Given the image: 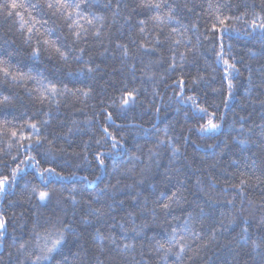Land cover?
<instances>
[{"label":"clouds","instance_id":"clouds-1","mask_svg":"<svg viewBox=\"0 0 264 264\" xmlns=\"http://www.w3.org/2000/svg\"><path fill=\"white\" fill-rule=\"evenodd\" d=\"M44 2L39 0L41 5ZM75 2L87 5L82 8L85 15L105 17L102 27L99 21L94 25L85 24L88 31L79 39L72 34L66 12L55 8H33L40 16L37 29L68 53L67 60L50 57L43 51V45L40 56L31 55L30 49L37 43L35 38L31 44L22 41L26 47L8 45L5 40L8 46L0 50V57L24 71L43 73L55 82L86 84V80L78 79L74 73L80 76L89 74L86 62L95 69L93 74L99 70L94 65V53L90 49L104 42L112 25L119 22L118 18L127 22L133 12L141 9L138 7L141 0H131L130 3H122V0ZM253 3L259 7V0H247L249 8ZM96 29L100 30L101 37L95 35ZM230 38L243 40L244 48L254 42V37L243 33ZM81 48L84 49L83 55L79 51ZM248 61L259 67H253ZM240 62L248 73L251 72L252 79L249 82L247 76L245 83L239 79L242 72L233 74L232 79L237 85L232 89L230 101L223 97L222 85L204 84L202 90L209 93V98L201 97L202 103L216 113L219 128L202 133L196 127L197 121L190 124L189 129H194V134L202 141L195 147V152L203 153L195 171L186 163L188 157L183 149L187 140L176 135L175 127L168 125V118H157L151 127L129 122L133 118L131 114L138 109L143 111L136 119L144 120L147 115L150 121L156 116L151 111L155 107L151 98L155 94L153 89L152 92L145 90L143 96L139 91L137 101L127 109L113 108L122 121L120 127L115 119V122L105 120L109 126H115L120 135V144L115 148L104 132L98 136L94 132L84 142L81 153L70 156L66 149L58 152L56 155L63 158L61 164L56 155L47 153L46 145L34 144L35 156L68 173L49 176V183L82 187L66 188L59 193L53 191L47 202L39 201L34 195L29 197L24 189L25 197L17 207L25 211L14 219L20 238L12 236L11 243L8 236L7 240L0 239V264H264V182L257 180V177L264 178V56L258 54L249 58L246 54V60L242 58ZM78 68L84 71L78 72ZM26 86L31 87L32 82L16 85L11 81H0V96L12 97L11 103L0 105L4 109L0 116H15L16 107L30 108L33 113L48 110L47 102L40 109L27 94ZM94 91L92 89L86 100L62 101L61 104L69 106L78 102L83 106L79 110L91 107L94 113L107 108L104 104L91 103L95 99ZM238 104L242 106L239 111H234ZM51 107L54 122L60 107L57 108L54 101ZM87 120L84 125L88 129H103L104 124L94 123L91 116ZM161 124L168 125L167 134ZM55 139L59 145L60 136ZM241 140H247V143H241ZM0 149L4 153L3 160L10 156L7 146H0ZM174 149L179 151L174 152ZM22 152L21 149L18 154ZM98 152L103 153L105 163L102 167L98 163V168L93 169L89 155L96 160ZM11 154H17L15 147ZM79 171L89 175L77 178ZM241 175L248 179L243 191L233 187L239 183ZM27 176L21 173V179L16 183L18 189ZM73 188L75 192L71 191ZM16 196L17 191L12 187L3 195L5 198ZM164 203H169L167 209L163 207ZM0 211L4 209L0 208ZM226 217H231L233 223H227ZM186 220L192 224L191 231L184 230ZM242 227L248 228L246 240L241 234ZM48 233L53 238L62 234L63 239L47 260H37L40 253L36 242L42 241ZM25 235L26 239L23 238ZM161 244L164 247H160ZM181 247L184 248L182 253ZM220 249L224 251L218 255Z\"/></svg>","mask_w":264,"mask_h":264},{"label":"snow or ice","instance_id":"snow-or-ice-1","mask_svg":"<svg viewBox=\"0 0 264 264\" xmlns=\"http://www.w3.org/2000/svg\"><path fill=\"white\" fill-rule=\"evenodd\" d=\"M32 8L37 7H46L48 9L55 8L57 11H63L67 13V18L70 20L69 27L72 29V34L79 39L82 33H86L88 29L85 27L87 25H94L96 21L101 22V27L103 26V21L105 17L103 15H96L92 18L90 15H85L82 11V8L87 7V5H81L80 3L72 0V3H69V0H45L44 4L41 5L39 0L36 3L30 5ZM128 7L127 4L124 5ZM24 7L23 4L17 3V0H7L6 3L0 4V8L7 10V17H12L15 14L17 17H20L21 22V35L23 37V43L31 44L32 40L35 38L37 43L35 46L31 47L30 52L34 57H38L42 54L41 45H43V51H46L48 55L58 56L61 60H67L68 53L62 50L58 45H56L52 40L48 39L45 34L39 32L35 25L39 22L35 17L29 15V20H31V24L25 29L23 27L24 24L28 23L25 21L24 17L21 15L17 9ZM117 9H119L120 5H116ZM141 9H155L157 10L156 14L153 16H149L148 19H141L138 21V32L140 34L145 33V25L150 21L158 24H165L167 22H174L179 25L180 20L177 18L178 8L172 7L168 5V11L162 13V9L165 7L164 0H141L138 5ZM188 11H192L187 4L184 5ZM208 10L211 11V15L213 18L212 24L208 29V32L213 35H207L206 33H201L200 35H204L206 40L212 41V47L216 49L215 58L217 64H222L224 66L223 71V79L227 81V96L228 99L231 98L232 89L234 87L232 76L233 74H240V68L236 66L233 62L235 60V56L231 55V49L233 47L232 44L228 45V49L225 50L224 47V39L225 34L230 36L234 33L236 36H239L243 33L245 36L254 37V42L250 46L246 47L245 53L249 58L256 57L258 54L264 56V0H259V7H257L256 3H253L252 7L249 8L247 4V0H208L207 4ZM233 9L239 10V14H233ZM115 13H113V17ZM6 17V18H7ZM84 23H81V21ZM47 21H45L46 23ZM192 27L195 28L196 24L193 23ZM179 29L172 28L171 33H177ZM26 33V34H25ZM95 35L97 37H101V32L99 29L95 30ZM184 39L187 40L189 44H192L191 37H188L186 33H182ZM142 41V38H141ZM171 41V43L180 45L181 40L176 39L171 34L166 35L161 39L160 34H157L155 37L154 43H151V46H146L144 42H137L136 39L131 40L132 44L137 45L136 49L133 50L129 47L128 44L123 42H116V49L120 50V55L124 58L135 59L137 55L143 57L147 55L149 57L148 62L144 64L143 68L139 69L141 72L148 74L151 70L153 64H161L165 61V57L163 56L162 49L158 46L164 45L166 42ZM199 41V35L197 36V42ZM218 42V47H217ZM15 43V41H12ZM197 47L196 44H192V50H195ZM140 49H144V52L141 53ZM81 55L84 54V49L80 50ZM107 51V49H105ZM170 52H175V49L169 47ZM160 53L158 58H153V54ZM100 55H104V53H100ZM230 57V58H227ZM91 60V57L89 58ZM167 68L165 71L175 70L177 68V56L175 54L168 56L167 58ZM121 63H124L122 60ZM190 63L188 60L187 53L179 54V67H184L185 64ZM86 69L89 74H93L95 69L86 62ZM132 69H136V65L134 63L129 65ZM69 67V72H71V67ZM100 65L97 64L96 68H99ZM78 72H83V68H78ZM215 71V69H213ZM154 72L151 73V76H155ZM215 79V77H213ZM252 74L248 73V80L251 82ZM0 81H4L5 83L11 81L13 84L20 85L26 81H31L32 86H26V92L29 96L32 97L34 101L40 106V109H43V106L47 102L49 105L47 111H40L39 113H33L31 117L23 119L20 122L19 127L16 126L15 121L19 118L13 116L12 120L4 118L0 120V143L5 144L9 149V155L12 161H17L18 153L22 149L24 152L23 158L19 159L18 163H16L15 167L10 168V175L7 172H0V196L6 194L11 187L12 184L18 183L21 179V173H25L29 175L30 173L26 172V169H32L39 175L41 180H44L45 177L49 176H60L61 173L56 170L55 167H45L44 162L37 158V156L33 155V145H46V151L50 155H56L58 152H63L65 150L63 144H57L55 137L64 136L66 139L69 135H71L74 129L79 130V125L81 123L86 124L88 120L84 121H71V127H68L66 132H51V138L49 136V129L52 125L53 119V111H52V103L55 102V106L57 108L60 107L62 101H78V100H86L91 94V87L85 85L83 87L73 85L69 87L67 84L55 82L52 79L46 77L43 73L33 74L31 71H24L17 66H14L10 60L0 57ZM178 88L177 91L179 93L178 99L182 103H191L194 109L190 112H185L186 121L187 119H191L193 121H205L204 123H199V128L202 133H208L209 131H215L219 128V124L216 122V113L210 112L207 107L201 106L197 103V98L195 95H186L185 92L187 89L191 88L193 91L196 90L197 87L202 84H207V80L203 74L199 71L196 72L195 76H192L190 79H185L182 74L176 81ZM155 94L156 90L153 88ZM213 91H219V89H213ZM138 88H133L129 90L127 88V84L125 83V88L120 91V95L118 97L112 98L109 101V105L107 108L102 109L101 111L104 113V120L114 121L115 113L109 111V108L120 107L121 109H127L131 107L138 99ZM228 99H225L226 101ZM12 97L10 95L0 96V105L11 103ZM104 101H101L103 104ZM70 106V105H69ZM179 111V109H178ZM160 109L156 108L154 111V115L159 116ZM63 123V122H61ZM120 127V125H117ZM191 125H189V128ZM30 130V131H28ZM103 132L107 135V137L111 140L112 146L115 148L120 144V140L117 136L109 131L108 126H103ZM163 132L167 134L168 128L165 127ZM187 140V137H184ZM99 143V141H97ZM241 143H247V140H241ZM86 146V145H85ZM15 147L17 150L16 155L11 154V149ZM179 151V149H174V152ZM78 154V153H76ZM4 153L2 149H0V164L8 165L5 160L2 159ZM103 153L96 154V160L99 165L104 166L105 161L102 159ZM21 165H24L21 168ZM9 166L5 167L6 169ZM258 181L264 182V178L257 177ZM49 183V181H48ZM248 184V179H246L243 175L239 178V183L234 184L233 187L239 191H243L244 187ZM25 191H27L29 197L35 196L41 202H47L51 199L54 190H48L46 187H41L39 185H32L29 187L25 184ZM25 191L20 193V198L23 200L25 197ZM71 191L75 192L76 189L73 188ZM74 202L75 199L73 198ZM231 203V201H229ZM163 207L167 209L169 207V203H164ZM203 211V210H201ZM227 223H233V219L231 217H226ZM184 230L191 231L192 224L189 221L184 222ZM248 232L247 227L241 228V234L243 238L246 240L247 236L245 235ZM7 218L3 211H0V239L7 240ZM214 235V233H213ZM63 239L62 234L59 235L58 238H53L51 233H48L43 236L42 241L37 240L36 246L39 249V255L36 257L37 260H47L50 255L55 251L56 247L59 245L60 241ZM21 248L24 247L23 244L20 245ZM160 247H164L163 244ZM184 248H180V252L182 253ZM179 255V253H178Z\"/></svg>","mask_w":264,"mask_h":264},{"label":"trees","instance_id":"trees-1","mask_svg":"<svg viewBox=\"0 0 264 264\" xmlns=\"http://www.w3.org/2000/svg\"><path fill=\"white\" fill-rule=\"evenodd\" d=\"M7 0H0V4L6 3ZM37 0H17V3L23 4L24 7L17 9L24 17L25 21L28 23L24 24L23 27L26 29L30 24L31 20H29V15L35 17L37 20L40 19V16L37 15V12L33 10L30 6L33 3H36ZM131 0H122V3H130ZM160 2V0H157ZM165 7L162 9L163 12L168 11V5L172 7L178 8L177 18L180 20V24L177 25L174 22H167L165 24H158L155 22H149L144 27L146 29L145 33L140 34L138 32V21L141 19H148L149 16H153L156 14L157 10L155 9H138L136 12L132 13V16L128 19L127 22L123 20V18H118L119 22L114 23L112 25L111 31L107 33L103 43H97L93 46L90 51L94 53L93 62L94 65L99 64V70L95 74H85L80 76L78 73H74L80 80H86V84L76 83V84H67L69 87L73 85L83 87L85 85L90 86L94 89L95 99L91 102L94 105H101V101H104V106L108 107L109 101L112 98L118 97L120 95V91L125 88V83L127 84V88L129 90L133 88H138L141 96H143L144 91L152 92V89L155 88L156 93L153 97L155 107L151 109L152 112L155 111L156 108L160 109L159 116H155L152 120H148V116H144V120L136 119L139 114L142 113V109H138L137 112L132 113V119H130V123L132 124H140L144 123L145 127H151L153 123L156 122V119L164 120L168 118V125H172L176 129V135L187 137V142L184 144V152L188 157L186 163L192 168V170H196V166L200 163L201 158L203 157V153L195 152V147L197 143H202L200 138L194 134V129L190 130L189 125L195 123L187 119L185 112H190L194 110L191 103H182L178 99L179 93L177 91V84L175 81L183 74L185 79H190L192 76H195L196 72L199 71L203 74L208 82L213 87H221L223 91V97L228 99L227 96V81L223 79V71L224 66L222 64H217L215 58L216 49L212 47V41L206 40L204 35H200L201 33H206L207 35H213L208 32L210 28L213 18L211 15V11L208 10L207 4L208 0H166ZM187 4L192 11H188L184 5ZM101 9H103V5H101ZM97 11V9H93ZM105 14H108L105 12ZM233 14L238 15L239 10L233 9ZM7 10L0 8V50H3L8 45L12 44H20L21 47H26V45L22 44L23 37L21 35V22L20 17H17L13 14L12 17H7ZM81 23H84L82 20ZM195 23L196 27L193 28L192 24ZM40 25L36 24L35 28H39ZM172 28H177L179 31L177 33H171ZM103 30V29H102ZM182 33H186L188 37H191L192 44H196L197 47L195 50H192V44H189ZM26 34V33H25ZM157 34H160L161 39L164 36L171 34L176 39H180L182 42L180 45H176L171 43V41L166 42L162 46H158L162 49L163 56L165 57V61L161 64H153L151 70L148 74L141 72L139 69L143 68L144 64L148 62L149 57L144 55L141 57L137 55L133 60L131 57L124 58L120 55V50L116 49V42H123L128 44L129 47L133 50L136 49L137 45L132 44L131 40L136 39L137 42H144L146 46H151V43H154L155 37ZM199 35V41L197 42V36ZM242 35V33L240 34ZM233 37L236 34H232ZM142 38V41H141ZM5 40L8 41V45L5 44ZM15 41V43H12ZM232 44L233 47L231 49V55L235 56V60L233 61L243 75L239 78L240 80H244L245 83L246 77L248 76V71L245 67H242L241 60L242 58L246 60L245 48L243 47V40L237 41L235 39H231L228 37V34H225L224 39V47L225 50L228 49V45ZM175 49V52H170L169 47ZM218 47V42H217ZM107 49V51H105ZM140 52L143 53L144 49H140ZM99 53H104V55H100ZM187 53L188 60L190 63L185 64L184 67H179V54ZM175 54L177 56V68L175 70L165 71L167 68V57ZM160 53L153 54V58H158ZM230 58V57H227ZM124 63H121V61ZM134 63L136 65V69H132L129 65ZM248 63L253 64V67H259V65L254 64L251 61ZM215 69V71H213ZM154 72L156 75L151 76V73ZM215 77V79H213ZM234 86L237 85V81L233 80ZM204 84L197 87L195 91L191 88L187 89L186 95H195L197 98V103L201 106L207 107V104L202 103L201 97L205 99L209 98V93L207 91L202 90ZM231 99V98H230ZM230 99H228L230 101ZM239 101V97H238ZM239 105L234 109V111H239ZM83 106L78 102L71 104L70 106H65L64 104L60 105L59 113H56L57 120L52 122V126L49 129V136L51 138V132H66L68 127H71V121H84L90 116L93 118V122L99 121L105 126L109 127V131L113 132L118 139H120V135L118 134L115 126H109L105 120L103 119L104 113L102 111L93 112L91 107L83 108V111L79 110ZM179 109V111H178ZM0 111H4L3 108H0ZM32 109L30 108H15V117L19 118L15 121L16 126L19 127L20 122L23 119L31 117L33 114ZM109 111L115 113L113 108H109ZM211 112V109H209ZM246 113H242L244 115ZM4 116H0V120L4 119ZM13 116H8L7 119L12 120ZM114 119L116 120V124L119 125L122 123L120 119L117 118L116 114L114 115ZM145 121H148L145 123ZM63 122V123H61ZM205 121H200L199 123H204ZM217 122V121H216ZM199 123L196 124V127H199ZM168 125L161 124L160 127L164 128ZM30 131V130H28ZM96 135L103 134V129L101 128H92L88 129L83 123L79 125V130L74 129L73 133L67 137V140L64 139V136H60L59 144H63L66 152L68 154L73 153H81L84 150V142L88 141L93 133ZM87 133V134H85ZM70 141V143H68ZM111 142V140L109 141ZM123 142V141H121ZM0 146L6 147L5 144L0 143ZM14 151V150H12ZM36 155L35 153H32ZM24 152L18 154L17 161H12L11 157H5V161L9 165L6 169L3 164H0V172H7L10 175V168L15 167L16 163H18L19 159L23 158ZM40 159L39 156H37ZM57 160L63 163V158L60 155H56ZM74 158V157H72ZM89 160L93 161L92 168H98V161L95 160L93 155H89ZM45 167H55L58 172H61V175H68L66 171H62L60 166H57L54 163H45ZM26 172L30 173L26 180L21 182L19 189L17 185L14 183L11 185L14 191H17L16 197H3L0 196V208L4 209V213L7 218V236L9 238V243H11L12 236L16 235L19 237V229L18 225L14 223V219L19 217L22 212L25 211L24 208L17 207V203L21 202L20 193L24 191L25 184L29 187L32 185H39L41 187H45L48 190H54V192L59 193L63 189L77 187L80 188L82 185L72 184V185H60L56 183H48L49 178L46 176L44 180H41L39 175L35 173L34 170L26 169ZM89 173L85 171L77 172V178H81L83 176H88ZM91 178V177H89ZM67 193L65 192V195ZM24 239L27 238L25 235ZM223 249H220L217 253L219 255L220 252H223Z\"/></svg>","mask_w":264,"mask_h":264}]
</instances>
